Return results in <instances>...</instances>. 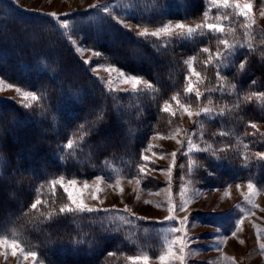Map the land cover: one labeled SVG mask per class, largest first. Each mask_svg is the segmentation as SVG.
Returning <instances> with one entry per match:
<instances>
[{"label":"trees","instance_id":"trees-1","mask_svg":"<svg viewBox=\"0 0 264 264\" xmlns=\"http://www.w3.org/2000/svg\"><path fill=\"white\" fill-rule=\"evenodd\" d=\"M153 1L184 19L193 13H225L227 21L218 32L227 35L230 42L241 41V45L231 43L234 47L222 70L230 81V90L214 97L234 101L236 109L245 106L252 119H264V41L254 27L244 29V16H236L241 14L237 6L215 7L212 0ZM195 7L198 11L192 12ZM154 21L148 16L146 22ZM87 24L81 35L83 41L125 70L144 76L151 82L150 91H107L56 19L25 10L13 0H0V76L38 96L30 106L0 98V196L7 204L1 205L0 200V233L16 235L52 264H105L106 260L121 264L126 254L122 250L137 245L125 240L118 227L103 221L99 213L60 214L66 195L59 184L53 194L51 182L59 176L90 177L111 164L132 172L139 161L140 146L148 137V126L154 127L160 117V127L170 122L169 111H163L161 105L182 92L185 57H193L203 76L213 77L218 69L215 62L205 60L209 51H202L211 49L218 32H199L184 40L144 37L103 13L93 15ZM242 33L249 34L247 40L237 36ZM107 38H115L113 42L119 44L110 48ZM128 46L133 48L129 52ZM124 53L127 56L119 58ZM242 61L246 65L241 71ZM247 91L259 96L252 94L244 100ZM101 112L102 121L98 119ZM230 123L229 111L211 122L226 128ZM236 123L239 126L234 133L243 132L246 125ZM70 142H74L71 148L67 147ZM218 169L226 174L236 170L225 165ZM37 200L42 203L32 209ZM53 212L55 215L46 219ZM136 235L144 249L152 248L147 238Z\"/></svg>","mask_w":264,"mask_h":264},{"label":"rangeland","instance_id":"rangeland-1","mask_svg":"<svg viewBox=\"0 0 264 264\" xmlns=\"http://www.w3.org/2000/svg\"><path fill=\"white\" fill-rule=\"evenodd\" d=\"M13 1L25 10L49 14L56 19L79 56L106 90L112 89L111 92H136L132 90V82L127 79L129 76L143 81L137 86L140 91H150L152 88L147 85H151V82L142 75L120 67L109 55L83 41L81 35L89 27L87 23L93 15H111L137 34L147 31L149 35L144 37H164L168 40L174 36L161 33L157 37L150 33L157 32L165 25L173 26V32L178 31L174 28L177 23L191 27L205 25L198 30V34L209 31L207 24L224 28L222 22L226 20L223 11H218L222 12L221 15L218 12L212 16L207 13L197 16L193 13L188 19L176 17L167 12V6L163 7L153 0ZM213 1L215 7L223 4L237 6L241 14L236 16H244V29L247 31L254 27L264 41V0H212L211 3ZM196 11L198 8L192 12ZM148 16L155 19L154 23L147 24ZM237 36L247 40L249 34ZM108 40L110 48L119 44L113 42L115 38ZM236 40L231 39L230 42L227 35L218 32L217 41L204 56L205 60L215 62L216 68L218 65H227L230 54L225 52L222 42L241 45V41ZM128 47V52L133 49ZM222 52H225V58L217 60V54ZM185 58L182 92L173 95L175 99L172 98V101L163 100L161 105L162 109H169L170 122L166 123L165 128L160 127V117L153 123L154 127L148 126V137L140 146L139 161L132 172H123L111 164L90 177L59 176L53 181H60L63 190L66 187L71 193L72 200H69L68 193L64 191L65 205L74 207L82 203L87 208L100 209L90 212L99 213L103 221H111L109 224L118 227V232L121 231L120 235L125 240L137 245L135 249L126 247L122 250L126 254L121 264H264V249L259 247L264 244V155H258L264 154V119H252L245 106L236 109L234 101L214 97L230 87L223 69L219 76L218 69L214 70L213 77L203 76L197 70L193 57ZM149 62L152 60L149 59ZM0 82V98L24 105L34 102L22 93L35 92L2 76ZM189 87L193 89L191 93L187 92ZM17 88L21 90L20 93H17ZM252 94L259 96V93L247 91L243 94L244 100ZM205 109L210 111L205 112ZM228 111L230 126L226 128L221 124L216 127L211 124L219 114ZM230 111H233V115ZM237 121L246 126L243 132L235 134L234 128L239 126ZM173 153H176L175 157ZM173 160L175 166L170 171ZM217 163L236 170L227 174L223 169L220 172ZM240 168L243 170L239 171ZM141 170L146 175H141ZM249 183L253 185L251 190ZM3 203L4 200L1 205H7ZM169 215L175 216V220H165ZM185 218L186 222L181 223ZM136 234H141L142 239L147 238L152 248L144 249ZM185 237L189 239L185 240ZM28 252H35L36 257L27 255ZM161 255L166 257L163 262L159 259ZM114 259L111 258L115 263ZM110 262L106 260L105 264ZM0 264L52 263L38 256L31 246L22 243L16 235L0 233Z\"/></svg>","mask_w":264,"mask_h":264},{"label":"snow or ice","instance_id":"snow-or-ice-1","mask_svg":"<svg viewBox=\"0 0 264 264\" xmlns=\"http://www.w3.org/2000/svg\"><path fill=\"white\" fill-rule=\"evenodd\" d=\"M225 6H227V5H225ZM97 7H98V6H97ZM245 7H250V6H249V5H246ZM52 15H55V14H52ZM64 15H70V14H64ZM65 26H67V25L65 24ZM172 27H173V26L165 25L164 28L159 29L157 32L150 33V35H153V36H157V37H159L160 34L163 33L165 36H174V37H176V38L179 39V40L191 39V38L193 37V35H194L195 33H197L199 29L205 27V25H196L195 27H191V26H187V25H185V24H183V23H177V24L174 25V28H175V29H178V31H175V32L172 31ZM206 27H207V29H208L209 31H212V32L223 31L222 28H219V27H217L216 25H213V24H207ZM140 35H142V36H144V35H149V33H147V31H144V32H141ZM222 43L225 44V52L231 54V53H230V49L233 48L234 45H228L227 42H222ZM202 51H204V52H208L209 49H208V48H204V49H202ZM225 52L218 53V54H217V57H216L217 60H222V59H224V58H225ZM245 65H246V61H242V62H241V71L244 69ZM223 67H226V65H218V72H217V75H218V76H219V72L223 69ZM127 79H128V81L132 82V84H133V89H132V90H133V91H139V88H138L137 86H138L139 84L143 83V81L139 80V79H138L137 77H135V76H129V77H127ZM221 80H223L222 77H221ZM0 83H2V82H0ZM253 83H254V82H253ZM9 87H11V85H9ZM147 87H151V85H147ZM16 91H17V93H20L21 90H20L19 88H17ZM109 91H112V89H109ZM192 91H193V89H192L191 87H189V88L187 89V92H188V93H191ZM22 94H23V96H24L25 98H30L31 101H36V100L38 99V96H37L36 94L32 93V92H23ZM199 95H200V94L197 93V96H198V97H199ZM173 99H175V97H174ZM26 106H30V105H26ZM163 111L167 112V111H169V109H168L167 107H165V108L163 109ZM204 111H205V112H208V111H210V110H209V109H205ZM189 115H191V113H189ZM197 115H200V113H197ZM103 116H104V114H103V112H101V113L98 115V119H99L100 121H102V120H103ZM252 127H255V125H252ZM188 143H189V145H191V140H190V139H189ZM73 144H74V142H70L69 145H68L67 147L71 148V147L73 146ZM150 147H151V146H150ZM190 150L200 151L201 149H199V148L191 149V148H190ZM175 155H176V153H173V157H175ZM258 155H264V154H258ZM144 159H145L146 162H148V161H147V158H144ZM174 166H175V160H173V164L170 165L169 170L171 171L172 168H173ZM141 175H146V173H144V172L141 170ZM98 179H100V178H98ZM52 183H53V194H54L55 186H56L57 184H60V186L63 187V184H62L60 181H53ZM69 183H75V181H69ZM248 187H249V189L251 190V189L253 188V185H252L251 183H249ZM64 191H65L66 193H68V199H69V200H72V195H71V193L68 192V189H67L66 187L64 188ZM41 203H42V201L37 200L36 202H34V203L31 205V208H32V209H37L38 206H39ZM83 211H101V210H100V209H91V208H87V207H86L85 205H83L82 203H81V204H76L74 207H69V206L65 205V206H62V207L59 209V213H60V214L70 213V212H83ZM105 211H106V210H105ZM53 215H55V212L49 214V216H48L46 219H49V220H50V219L52 218ZM165 220H175V216H173V215H169L168 217H165ZM186 220H187V218H185V221H181V223H185ZM157 222L160 223L159 221H157ZM187 239H189V238H188V237H185V240H187ZM5 242H7V241H5ZM14 242H15V241H13V243H14ZM76 243H79V241H76ZM259 247H260L261 249H264V244H260ZM169 251H171V250L169 249ZM180 251L183 252L184 249L181 248ZM27 255H30V256H32L33 258L36 257V253H35V252H28ZM144 259L146 260L147 257H144ZM159 259L161 260V262H163V261H165L166 257H165L164 255H161V256L159 257Z\"/></svg>","mask_w":264,"mask_h":264}]
</instances>
